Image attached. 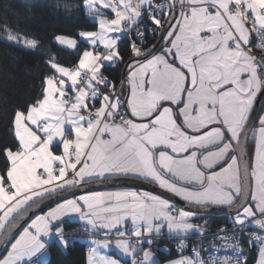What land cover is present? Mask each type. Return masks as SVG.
<instances>
[{"label": "snow or ice", "instance_id": "snow-or-ice-1", "mask_svg": "<svg viewBox=\"0 0 264 264\" xmlns=\"http://www.w3.org/2000/svg\"><path fill=\"white\" fill-rule=\"evenodd\" d=\"M95 30L80 31L88 45L72 67L45 53L38 93L13 109L10 141L0 147V264H49L54 243L67 250L90 237L85 264H248L242 237L264 264V0H83ZM25 49L40 41L0 26ZM147 34L159 39L143 47ZM130 59L119 87L104 69ZM135 37V39H132ZM255 37V41H253ZM55 40L76 50L75 38ZM261 54L254 55L253 50ZM264 107V106H262ZM251 133L254 151L241 165ZM244 137V144L241 138ZM133 177L149 191H90L88 185ZM76 195V191H81ZM58 193L54 207L24 218V210ZM179 198L183 205H178ZM227 208L231 229L213 245L232 255L202 256L206 229L195 221ZM234 212V214H233ZM67 218V219H66ZM79 228L69 233L66 224ZM254 225L252 231H246Z\"/></svg>", "mask_w": 264, "mask_h": 264}, {"label": "trees", "instance_id": "trees-1", "mask_svg": "<svg viewBox=\"0 0 264 264\" xmlns=\"http://www.w3.org/2000/svg\"><path fill=\"white\" fill-rule=\"evenodd\" d=\"M2 25L38 39L40 49L32 51L15 45L4 39V33L0 31V147L10 141L8 128L13 109L31 100L39 91L40 80L46 70L45 53L55 54L62 65L72 67L77 62L79 53L88 47L79 39L78 32L95 30V24L86 14L83 0H0V26ZM57 35L76 38L79 47L76 50L61 47L55 40ZM156 41L157 38L150 40L148 45L155 44ZM120 50L124 63L104 69L105 75L116 84H119L125 64L130 59L128 38L123 39ZM262 106L264 98L259 108L263 114ZM251 145L249 143L248 147L251 148ZM226 223V217H211L210 224L213 228ZM69 226L73 225L66 224V227ZM49 251V264H85L87 244L80 241L65 251L53 243ZM162 257L163 254L160 255ZM248 264H253V261L250 260Z\"/></svg>", "mask_w": 264, "mask_h": 264}, {"label": "water", "instance_id": "water-1", "mask_svg": "<svg viewBox=\"0 0 264 264\" xmlns=\"http://www.w3.org/2000/svg\"><path fill=\"white\" fill-rule=\"evenodd\" d=\"M262 100H263V97L258 96L255 102V108L258 111H259ZM250 135L251 133L248 134L247 145H248ZM244 142H245L244 137L242 136L241 143L244 144ZM247 145H246L245 150L237 149V155H238V158L241 159L242 166H243L244 161L248 160ZM116 188H133L137 190L153 192L155 194H162L165 197L170 195L168 193H163L162 190H160L158 187H156L155 185L149 184L146 181L130 179V178H115V179H110L107 181H96L88 185L87 189H84V190L104 191V190L116 189ZM84 190L76 191L75 194L77 196L81 195ZM57 195L67 196V198H71V196L68 195L67 193H58L51 197H45L42 201L38 202L37 205H32L30 208L25 209L24 218L27 219L29 216H32L33 214H40L41 212H45L46 210L54 207L55 204L59 202V200H57L56 198ZM174 199L178 203V205H181V206L183 205V202L179 201V198H174ZM228 212L229 210L227 208L226 209L216 208V209L210 210V214H206V215L229 217ZM4 248H5V245L2 242H0V255L4 252Z\"/></svg>", "mask_w": 264, "mask_h": 264}, {"label": "built area", "instance_id": "built-area-1", "mask_svg": "<svg viewBox=\"0 0 264 264\" xmlns=\"http://www.w3.org/2000/svg\"><path fill=\"white\" fill-rule=\"evenodd\" d=\"M157 2H161V0H157ZM126 38H128V37H126ZM152 39V38H154V37H152L151 36V34H147V39ZM132 39H135V37H132ZM254 41H255V37H254ZM256 50H255V48H254V50H253V54L254 55H260L261 53L260 52H258V53H254ZM116 66H119V64L118 65H116ZM120 84V83H119ZM119 84H118V87H119ZM208 222L210 221V219H208L207 220ZM231 225V226H230ZM203 226V225H202ZM204 227V226H203ZM231 227H232V224H226V226H224V228H226V229H231ZM255 228V226H252V225H250L247 229H246V231H252L253 229ZM213 229H215V228H213ZM219 230V229H218ZM218 230H214V232L215 233H213V232H205V237L201 240V238H198V237H191L190 239H188L187 240V242H188V244H189V249H187V250H185V253L184 254H186V255H190L191 254V252H190V249H191V247L193 246V245H200L201 243L203 244V249H204V251H202V256H205V257H207L210 253L211 254H214V255H217V256H224V255H232L233 253H232V250L231 249H227V250H225V249H223V248H221L220 249V251L219 252H216L214 249H213V245H221V244H223L224 243V241L223 240H221V239H217V233H218ZM71 232V231H70ZM81 234V233H80ZM83 234V233H82ZM83 236H85L86 238H88V239H90V237H88L87 235H83ZM163 239H165V240H167V237L166 236H164V237H162ZM246 237H242V239H241V244H242V247L244 248V251H245V254L248 256L249 255V250H253L255 253H256V251H255V249L254 248H252V247H250L246 242ZM174 247H175V243H173V242H170ZM175 250V252H176V248L174 249ZM177 253V252H176ZM254 253V254H255ZM178 254V253H177Z\"/></svg>", "mask_w": 264, "mask_h": 264}, {"label": "crops", "instance_id": "crops-1", "mask_svg": "<svg viewBox=\"0 0 264 264\" xmlns=\"http://www.w3.org/2000/svg\"><path fill=\"white\" fill-rule=\"evenodd\" d=\"M85 11H86V9H85ZM88 18L92 20L91 17L88 16ZM92 21H93V20H92ZM79 39H80V37H79ZM123 39H124V37L121 38L119 44L122 43ZM80 40H81V39H80ZM253 41H254V37H253ZM78 43H79V41H78ZM58 44H59V43H58ZM66 48H67V47H66ZM67 49H68V48H67ZM117 86H118V84H117ZM263 114H264V113H263ZM249 143H251V144L254 145V143H253V141H252V136H251V135H250V139H249V141H248V144H249ZM251 147H252V146H251ZM253 151H254V146L252 147V151L248 153V156H251L252 153H253ZM115 178H130V179H135V178H133V177H115ZM115 178H112V179H115ZM136 180H137V179H136ZM141 181H143V180H141ZM121 189L137 190V189H133V188H116V189H109V190H104V191H115V190H121ZM137 191H143V190H137ZM101 192H103V191H101ZM45 212H46V211H45ZM203 216H205L206 218H209V217L211 218V217H212V215H206V214H204ZM221 217H226V219L228 220V222H230V221H229V218H230V217H227V216H221ZM66 219H67V218H66ZM195 222H196V221H195ZM68 224H69V223H68ZM69 225H70V224H69ZM253 226H254V225H253ZM65 228H66V227H65ZM88 241H89V239H84V240H83V242L86 243L87 245H88ZM88 246H89V245H88ZM165 247L169 248L170 251H171L172 253H174L171 245L163 244V245L159 246L160 249H163V248H165ZM107 250H108V249H107ZM107 250H105V254L111 255V256H113V258L115 257V258L118 259V260H122V261H123V264H125L126 261L128 260V258L125 257V256H123L122 253H120L119 250H117L115 247H111V248H109V252H108ZM161 254H162L161 252H157V253H156V255H157V257H158L159 259H161V258H160V255H161ZM164 254H167V253H164ZM49 258H50V251H49V255H48V260H49ZM175 258H177V256H176V257H173L172 259H175ZM161 264H164V262L161 263Z\"/></svg>", "mask_w": 264, "mask_h": 264}, {"label": "bare ground", "instance_id": "bare-ground-1", "mask_svg": "<svg viewBox=\"0 0 264 264\" xmlns=\"http://www.w3.org/2000/svg\"><path fill=\"white\" fill-rule=\"evenodd\" d=\"M5 39V38H4ZM21 47V46H20ZM259 51H255L254 53H258ZM264 98V97H263ZM250 139V138H249ZM252 147L254 146L253 144L251 145ZM252 147L251 148H249L248 146H247V156H248V153L249 152H251L252 151ZM249 157L250 156H248V160H249ZM220 209H223V208H220ZM226 209V208H225ZM229 217H231V216H229ZM208 219L205 217V216H202V218L201 219H199V220H197L196 221V223H199V224H201V225H203L204 226V228L206 229V231L207 232H213V233H215L214 232V230H218V229H220L221 227H224V226H226V224H223V225H221V226H219L217 229H213V227L211 226V224H210V222H208L207 221ZM231 226V225H230ZM65 230H68V231H74L75 230V228L73 227V226H69V227H66L65 228ZM82 235H84V234H82ZM159 240L161 241L158 245H157V247H159V246H161V245H163V244H168V245H171L172 246V249H173V255H171V256H169L168 254H163V257L160 259V261H161V263H163V262H165V261H163L164 259H166V258H168V259H172L173 257H176L178 254L175 252V247L170 243V242H168V243H164V241H166L165 239H163L162 237H160L159 238ZM75 244V243H74ZM74 244L72 245V246H74ZM249 255H248V263H249V261L250 260H252L253 261V264H255V258H256V253L253 251V250H249ZM255 253V254H254ZM164 258V259H163Z\"/></svg>", "mask_w": 264, "mask_h": 264}, {"label": "rangeland", "instance_id": "rangeland-1", "mask_svg": "<svg viewBox=\"0 0 264 264\" xmlns=\"http://www.w3.org/2000/svg\"><path fill=\"white\" fill-rule=\"evenodd\" d=\"M71 38H73V37H71ZM156 38H157V40H158V39H159V35L155 36V37L152 38V39H149V38H148L146 44L143 45V47H147V46H149V45H148L149 41H150V40H153V39L156 40ZM75 39H76V38H75ZM80 39H81V38H80ZM128 39H129V38H128ZM77 41H78V40H77ZM56 42H57V41H56ZM156 42H157V41H156ZM11 43H12V42H11ZM57 43H58V42H57ZM59 45H60V44H59ZM60 46L66 48V46H62V45H60ZM118 46H119V48H120V44H119ZM150 46H151V45H150ZM150 46H149V47H150ZM124 71H125V67H124L123 73H124ZM120 80H121V79H120ZM119 83H120V82H119ZM247 146H248V145H247ZM48 210H49V209H48ZM48 210H46V211H48ZM229 221L231 222V217L229 218ZM69 224H72V225L74 226L75 230L79 228V225L76 224V223H71V222H69ZM226 224H227V223H226ZM217 228H218V227H215V229H217ZM65 231H66V232H69V233L73 232V231L70 232V231H68V230H65ZM84 239H86V237L83 236L82 233H81V234H80V238L76 241V243H77V242H80V241L83 242ZM87 250H88V245H87ZM107 251L109 252V249H108ZM114 258H115V257H114ZM115 259H116V258H115ZM120 261H121V264H123V261H122V260H120Z\"/></svg>", "mask_w": 264, "mask_h": 264}]
</instances>
